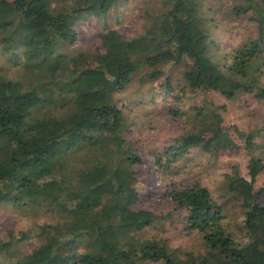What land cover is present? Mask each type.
Here are the masks:
<instances>
[{
    "label": "trees",
    "instance_id": "trees-1",
    "mask_svg": "<svg viewBox=\"0 0 264 264\" xmlns=\"http://www.w3.org/2000/svg\"><path fill=\"white\" fill-rule=\"evenodd\" d=\"M78 1L65 12L52 0H0V49L13 50L22 68L16 80L0 75V203L31 217L55 216L53 223L23 230L0 227V264H264V205L252 186L264 156L251 152L259 148L255 133L244 137L249 180L234 164L219 174L238 207V227L222 222L225 215L205 183L179 177L188 172L180 162L192 149L214 156L236 148L212 104H198L197 94L233 99L241 91L264 104V0H229L222 17L250 22L254 35L221 62L209 53L206 33L219 23L205 0H167L168 8L131 40L112 28L98 30L101 60L75 67L57 46L74 41L77 21L104 15L118 0ZM140 41L145 49L125 52ZM163 61H183L184 69L175 83L168 78L159 95L149 96L161 100L152 109L158 117L134 112L128 104L137 100L116 99L140 67L150 71L139 81H150ZM162 127L170 129L167 142L142 136ZM151 139L159 141L154 148ZM144 176L162 179L163 199L199 234L196 254L133 234L156 219L135 207ZM67 242L69 250L60 249Z\"/></svg>",
    "mask_w": 264,
    "mask_h": 264
},
{
    "label": "rangeland",
    "instance_id": "rangeland-1",
    "mask_svg": "<svg viewBox=\"0 0 264 264\" xmlns=\"http://www.w3.org/2000/svg\"><path fill=\"white\" fill-rule=\"evenodd\" d=\"M78 2V0H52V6L60 11L65 10V12H68L77 6ZM205 3L214 11L212 16L215 18L216 14L215 20L219 23L218 27H210L207 30L209 53L215 62H221L223 55L232 46L254 35V27L253 24L247 21L231 23L228 19L222 17L229 6V0H205ZM167 8V0H118L104 15H89L85 20L77 21L74 24L76 31L74 41L59 44L55 52L64 54L72 66H93L103 56V51L95 37L98 30L112 28L117 30L125 39L131 40L141 34L144 28L151 23V20ZM145 48L146 42L140 41L134 44L131 43L125 52L131 54L135 50ZM13 52L12 50L9 53H4L0 49V75L16 80L21 77L22 68L19 62L16 64L18 60L12 59L13 55L11 53ZM155 69L161 71L155 79L140 82L139 79L142 78V75L150 71V68L146 66L140 67L133 74L130 83L126 85L123 91L114 94L116 99L128 103L137 100V103L128 104L129 107H133L134 112L144 116L149 114L147 118L152 119L158 117L161 113L157 108L152 110L156 104L157 107L161 104V100L159 98L148 99L149 96L156 93V95H159L166 79L169 78L171 83H175L176 80L181 78L184 66L183 61L177 63L163 61L157 64ZM251 95L240 91L235 94L233 99H226L214 91L197 94L195 101L198 104L202 105L204 99L212 104L221 118V125L227 129L236 148L220 151L214 156H209L204 151L195 148L184 156V161L181 160L180 162L182 168L188 167V172L179 176L181 182L189 183L193 179H198L205 183L211 191L212 199L221 207V212L225 215L222 222L232 228L238 227L239 210L236 203L221 188L219 174L224 168L234 164L239 175L249 180L246 166L248 148L245 147L244 143V137L247 133H255L253 140L255 146H259L251 152L264 156V104ZM168 134H171L170 129L164 128L158 131L157 135L146 134L142 136L147 138L154 136L161 138L163 136L162 139L167 142ZM158 144L159 141L151 139L149 148H154ZM141 182L144 186L141 189L144 191V195L141 196L135 207L151 210L156 215V219L149 226L138 232H133V234L139 238H153L165 243L171 249L196 254L202 247L201 238L195 230H189L183 226L181 221L183 211L176 209L172 203L163 199L162 179L160 181L155 177L144 176ZM252 186L255 192L260 190L261 193L257 202L264 205V170L255 176ZM54 221L55 216L52 214L44 213L31 217L16 208L14 209L10 204L0 203V227L23 230L28 226L32 227L41 223L50 224ZM24 246L26 247V245ZM70 247L71 242H67L63 243L60 249L68 251ZM20 250H24V248L20 246ZM181 253L177 251L180 260L182 258ZM129 264H139V262L132 261Z\"/></svg>",
    "mask_w": 264,
    "mask_h": 264
}]
</instances>
